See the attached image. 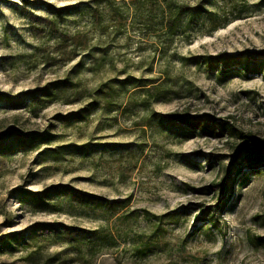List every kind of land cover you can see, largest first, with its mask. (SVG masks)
<instances>
[{"label": "rangeland", "instance_id": "rangeland-1", "mask_svg": "<svg viewBox=\"0 0 264 264\" xmlns=\"http://www.w3.org/2000/svg\"><path fill=\"white\" fill-rule=\"evenodd\" d=\"M78 1L0 0V58L31 54V45L43 35L32 27L41 25L37 16L46 18L47 4L61 7ZM234 2L261 6L258 11L232 21L215 33L201 34L189 45L177 43L165 58L154 54L150 47H141L135 35L127 36L120 40L123 44L120 53L112 50L117 56L115 68L105 66L99 74L87 72L85 84L94 89L114 78L123 79L119 72L127 66L131 75L156 81L153 85L165 83L169 90L182 92L179 97L170 94L154 103L152 112L184 111L210 117L216 122L227 120L264 142V76L248 74L236 67L229 69L230 77L223 79L217 72L199 69L192 61L193 57L204 55L244 56L258 61L264 70V0ZM217 4L227 8L229 3L219 0ZM75 22L69 27L76 28ZM6 28L9 34L15 32L16 38L9 35L8 40H4ZM84 28L81 25V29ZM145 42L150 44V40ZM174 53L178 56L173 57ZM180 58L189 61L182 62ZM27 60L29 63L20 62L15 74L8 67H0V93L20 94L43 87L63 77L74 64L60 68L55 74L42 67L35 71L29 65L31 58ZM132 91H128L124 103ZM86 104L87 101L70 106L55 104L39 118L31 117L23 109L0 107V136L8 130L24 134L26 138L51 134L54 141L50 147L56 150L67 147L53 161L52 157L45 160L40 155L49 148L47 146L10 153L14 148L3 145L5 152L0 151V239L38 223H60L86 231L108 230L119 242L113 248L100 247L103 252L88 254L83 263L73 255L63 264H264V169L251 175L243 185L235 184L228 207L224 210L219 207L224 201L226 170L237 156L241 141L204 135L177 138L148 127L146 113L142 110L131 115L108 114L103 105L85 113L83 119L78 116L55 119L76 113ZM79 119L82 121H77ZM84 144L90 146L80 148ZM72 145L77 148L69 147ZM222 160L225 171L219 165ZM58 184L108 200L129 199L126 209L136 214L120 219L118 216L124 212L120 211L116 217L105 218L102 212L86 215L67 207L56 214L33 212L29 203L21 200L20 193H14V190L43 192ZM144 211L157 216L178 212L182 215L177 220H165L163 231L152 235L153 227L146 221ZM211 220L216 225H209ZM133 238L153 242L149 243L144 256L131 250ZM47 248L46 257L63 249L52 244ZM31 250L1 253L0 264H33L35 261L26 259ZM45 261L43 258L35 264H46Z\"/></svg>", "mask_w": 264, "mask_h": 264}, {"label": "trees", "instance_id": "trees-1", "mask_svg": "<svg viewBox=\"0 0 264 264\" xmlns=\"http://www.w3.org/2000/svg\"><path fill=\"white\" fill-rule=\"evenodd\" d=\"M23 1L27 3L26 0ZM222 1L229 3L226 5L227 8L224 6L220 8L217 4L219 0H79L75 4L61 7L47 4L46 18L37 16L41 25L39 28L32 27L42 31L43 35L38 38L36 44L31 45L33 48L31 54L19 55L16 58L1 57L0 67L3 69L8 67L10 72L15 74L20 62L29 63L27 60L29 57L31 58L29 65L33 70L42 67L56 74L60 68L74 64L63 77H57L43 87L32 88L20 94L0 93V107L23 109L31 117L39 118L41 113L52 105L70 106L87 101L86 107L80 108L76 113L59 115L55 119L66 120L77 116L83 119L86 117L85 113L89 114L92 109L97 110L103 105L108 114L119 112L133 114L137 110H142L146 113L145 123L148 127L161 129L177 138L204 135L241 141V147L237 156L233 157L229 170L223 166V160L219 164L220 168L227 172V180L223 186L224 201L219 206L224 210L232 198L235 184L243 185L251 175L264 169V142H259L255 136L243 132L227 120L216 122L210 117L195 116L184 111L169 114L152 112L151 107L154 103L163 101L170 94L179 97L182 92L169 90L164 86L165 83L153 85L156 81L131 75L126 70L127 66L119 72L125 78H114L94 89L86 85L84 80L87 72L99 74L105 66L115 68L117 63L115 51L120 53L123 48L120 40L127 36L133 38L135 35L140 40L141 47H150L154 54L158 53L165 58L177 43L189 45L201 34L215 33L227 27L232 21L244 19L248 14L258 11L261 6L245 2L233 3V0ZM72 21L78 24H75L74 29L69 27ZM81 25L85 27L83 30ZM3 35L4 40H8L9 35L16 36L13 31L9 34L8 28L4 30ZM145 40H150V44H146ZM113 49L115 51H112ZM174 56L177 57L178 54L174 53ZM180 59L182 62L189 61L188 58ZM192 59L199 69L203 67L208 72H217L223 79L230 77L229 69L236 67H240L248 74L264 76L263 65L244 56L204 55ZM130 90H133L132 94L127 103H124ZM53 141L51 134L26 138L24 134L8 130L0 136V151L5 152L4 144L14 148L10 153L18 149L30 151L47 146L49 148L41 151L40 155L44 156L45 160L52 157L53 161H56L57 156L67 147L61 146L56 150L50 147ZM89 146L90 144H84L80 148L87 149ZM69 147L77 148L76 145ZM14 191L15 194L20 193L21 200L29 203L33 212L56 214L63 212L67 207L80 210V213L86 215L102 212L105 218L116 217L120 211H124L118 216L120 219L136 214L126 209L129 199L108 200L67 184L53 185L43 192ZM144 212L146 221L153 227L152 235L163 231L165 220H177L182 215L178 212L157 216L148 211ZM208 223L216 225L212 220ZM142 239L133 238V243L130 242L131 250L140 256H144L149 243H153ZM125 240L129 241L127 238ZM118 243L108 230L86 231L60 223H38L22 232L2 237L0 254L14 253L19 249L26 251L33 249L26 256L27 261H35L33 264L43 258H46V264H63L64 260L66 262L68 257L73 255L77 261L83 263L87 260L88 254L98 255L101 249L116 247ZM50 244L60 245L63 249L55 255L46 257L45 250Z\"/></svg>", "mask_w": 264, "mask_h": 264}]
</instances>
